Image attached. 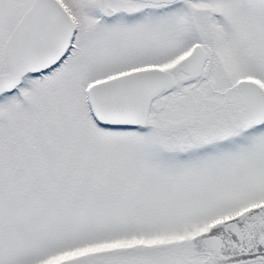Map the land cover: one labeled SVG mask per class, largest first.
<instances>
[{"label":"snow or ice","instance_id":"6c2138e0","mask_svg":"<svg viewBox=\"0 0 264 264\" xmlns=\"http://www.w3.org/2000/svg\"><path fill=\"white\" fill-rule=\"evenodd\" d=\"M0 264H264V0H0Z\"/></svg>","mask_w":264,"mask_h":264}]
</instances>
